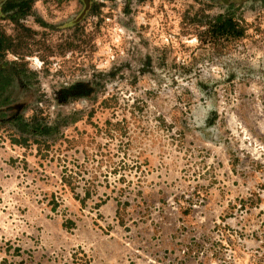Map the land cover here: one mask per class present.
<instances>
[{"label":"rangeland","instance_id":"1","mask_svg":"<svg viewBox=\"0 0 264 264\" xmlns=\"http://www.w3.org/2000/svg\"><path fill=\"white\" fill-rule=\"evenodd\" d=\"M30 11L0 14V264H264V0Z\"/></svg>","mask_w":264,"mask_h":264},{"label":"trees","instance_id":"2","mask_svg":"<svg viewBox=\"0 0 264 264\" xmlns=\"http://www.w3.org/2000/svg\"><path fill=\"white\" fill-rule=\"evenodd\" d=\"M32 0H5L0 6V14L11 23L17 25L18 21L31 13ZM213 38L237 39L242 36V31L231 17L218 15L209 26ZM12 47V40L0 30V58ZM0 69V79L3 85L9 83L8 75ZM3 74V75H2Z\"/></svg>","mask_w":264,"mask_h":264},{"label":"water","instance_id":"3","mask_svg":"<svg viewBox=\"0 0 264 264\" xmlns=\"http://www.w3.org/2000/svg\"><path fill=\"white\" fill-rule=\"evenodd\" d=\"M4 1H5V0L1 1L0 6H1V4H2Z\"/></svg>","mask_w":264,"mask_h":264}]
</instances>
